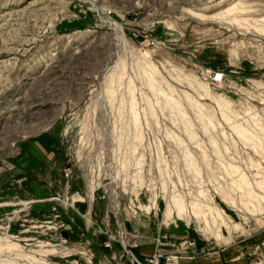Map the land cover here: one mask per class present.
Listing matches in <instances>:
<instances>
[{
  "label": "rangeland",
  "instance_id": "rangeland-1",
  "mask_svg": "<svg viewBox=\"0 0 264 264\" xmlns=\"http://www.w3.org/2000/svg\"><path fill=\"white\" fill-rule=\"evenodd\" d=\"M158 251L264 264V0H0V264Z\"/></svg>",
  "mask_w": 264,
  "mask_h": 264
},
{
  "label": "crops",
  "instance_id": "crops-1",
  "mask_svg": "<svg viewBox=\"0 0 264 264\" xmlns=\"http://www.w3.org/2000/svg\"><path fill=\"white\" fill-rule=\"evenodd\" d=\"M134 250H136V252L143 256V255H147L149 253H151L153 250L150 246H138L136 248H134ZM103 252H99V256L101 257L100 262L101 264H126L123 261H115V260H111L108 256V254H102ZM216 255H219V253L217 252ZM216 255L215 254H211V256H198V255H191V256H180V258L177 260L179 264H217V262L213 263V259L210 258H214L216 259Z\"/></svg>",
  "mask_w": 264,
  "mask_h": 264
},
{
  "label": "built area",
  "instance_id": "built-area-1",
  "mask_svg": "<svg viewBox=\"0 0 264 264\" xmlns=\"http://www.w3.org/2000/svg\"><path fill=\"white\" fill-rule=\"evenodd\" d=\"M109 244V240L105 242V245ZM173 256L171 254H165L162 251L154 252L150 256H148L145 261L146 263H143L142 261L138 260L137 258H134L138 262V264H168L169 260H172Z\"/></svg>",
  "mask_w": 264,
  "mask_h": 264
}]
</instances>
